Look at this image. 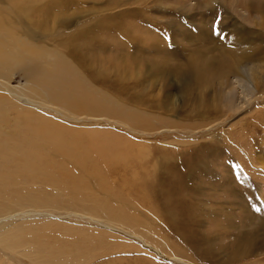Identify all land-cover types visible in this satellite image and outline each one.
<instances>
[{
    "label": "rangeland",
    "instance_id": "obj_1",
    "mask_svg": "<svg viewBox=\"0 0 264 264\" xmlns=\"http://www.w3.org/2000/svg\"><path fill=\"white\" fill-rule=\"evenodd\" d=\"M22 6L10 20L2 13L9 1L0 0L3 27L24 38L15 24L34 32V53L26 40L28 54L0 73V264H264V0H27ZM155 36L169 52L149 48ZM117 50L146 59L118 95L113 70H105L111 62L101 61ZM62 55L86 86L116 96L122 106L116 116L68 108L52 92L53 78L57 83L65 73ZM163 96L171 99L168 112L155 106ZM129 114L150 129L135 127ZM39 118L81 133L84 152L90 148L93 156L77 160L54 148L50 134L35 137ZM115 140L131 145L133 156L104 166L100 153L119 145ZM203 142L205 162L180 169H187L185 189L194 186L193 204L175 208L172 220L163 217L144 186L161 181L151 166L162 152L153 149L188 157ZM147 161L149 175L141 176ZM205 179L228 191H199ZM244 241L254 245L242 256L235 249L243 250Z\"/></svg>",
    "mask_w": 264,
    "mask_h": 264
},
{
    "label": "bare ground",
    "instance_id": "obj_2",
    "mask_svg": "<svg viewBox=\"0 0 264 264\" xmlns=\"http://www.w3.org/2000/svg\"><path fill=\"white\" fill-rule=\"evenodd\" d=\"M9 1V8H4V10L2 11L3 15L6 16L7 18H9L10 20H14L16 18V12L13 10H22V4H25V2L27 0H7ZM250 3V2H249ZM250 7L252 8V5H250ZM211 8V7H209ZM253 8H256V7H253ZM259 9V8H258ZM211 10V9H210ZM261 10V9H260ZM163 11H165V9H163ZM209 11V9H208ZM217 12V11H216ZM23 13V12H22ZM215 13V12H214ZM211 14V13H210ZM204 15V14H203ZM215 15V14H214ZM28 16V15H27ZM18 17V16H17ZM25 17V15H24ZM44 17V16H42ZM45 20V19H44ZM45 23V22H44ZM199 25V24H198ZM16 26V29L20 30L22 29V32L26 33V35H29V37L31 36L29 33H34L31 29L29 30L28 28L24 29L23 24L21 23H17L15 24ZM28 26V25H26ZM201 26V24H200ZM204 27V25H202ZM208 26V25H207ZM198 28H201L198 26ZM210 28V27H209ZM203 29L201 28V31ZM208 30V29H207ZM212 30V29H210ZM182 31V30H181ZM185 31V29H184ZM206 32V30H204ZM203 31V32H204ZM209 31V30H208ZM183 32V31H182ZM202 32V33H203ZM210 33V32H209ZM191 34V33H189ZM204 34V33H203ZM207 34V33H206ZM213 34V33H212ZM80 35V34H78ZM198 35V34H197ZM211 35V33H210ZM193 36V34L191 35ZM209 36V35H208ZM29 37L27 36V38H24V37H21L19 36L18 34H14L12 33L9 29L3 27L1 24H0V73L2 70H8V68H10V66H12L14 64V66H16V64H18V62L21 60V58L24 56V54H28L27 51L25 52H22V49L24 48V46H26V40L30 41V51L32 53H34V51L31 49V41H32V38L29 39ZM78 37V36H77ZM184 37V36H183ZM194 37V36H193ZM218 37V36H217ZM136 38V37H135ZM155 37H153L152 39L153 40H149L147 43L149 48H154L155 49H160L161 50V53H164V52H169L166 47H162L157 41L158 39H155ZM186 38V36H185ZM200 38V37H198ZM206 38V37H205ZM222 38V37H221ZM191 39V38H190ZM195 39V38H194ZM197 39V37H196ZM195 39V40H196ZM201 39V38H200ZM214 39V37H213ZM141 40V39H140ZM143 40V39H142ZM141 40V41H142ZM188 40V39H187ZM186 40V41H187ZM199 40V39H198ZM197 40V41H198ZM202 40V39H201ZM211 39H209L210 41ZM216 40V39H215ZM4 41H8V42H11V43H14V44H18V45H21L23 46L22 48H17V49H14V50H11L9 52H4L2 50V47L1 45H3ZM127 42H129V45L132 44V39L129 38L126 40ZM218 41V40H217ZM136 42V40H135ZM200 42V41H199ZM140 43V42H139ZM206 43V42H205ZM215 43V42H214ZM221 43V42H220ZM135 44V43H134ZM195 44V43H193ZM192 44V45H193ZM197 44V43H196ZM195 44V45H196ZM208 43L204 44L207 46ZM211 44V42L209 43ZM76 45V44H75ZM140 45V44H139ZM137 44V47H147V46H144L142 44V46H139ZM39 45H34V47H38ZM77 46V45H76ZM131 46V45H130ZM209 46V45H208ZM216 46V45H215ZM210 47V46H209ZM222 47V46H221ZM75 48V47H74ZM201 49V47H199ZM205 48V47H204ZM212 48V47H211ZM79 48H75L73 52H78V53H81L79 52L80 50H78ZM164 49V50H163ZM193 49V48H192ZM195 49V48H194ZM203 49V48H202ZM218 49V48H217ZM197 50V49H196ZM209 50V49H208ZM86 51V50H85ZM118 51V52H117ZM115 54H113V56H108V57H105L103 58V60H101L102 62H106L108 60H110L111 62V65H110V68L108 69H105L106 71H110V70H113V75L116 76V79L112 82V84H114V92L117 94L119 93L120 90H126L127 92V88L125 87V80H128L130 78H133L134 75H136V71H135V67L136 66H139L140 64L142 65V62H144V60L146 61V59H143L142 62H141V59L140 57H138L137 54H126L123 50H117ZM156 51V50H155ZM199 51V50H198ZM213 51V50H212ZM195 52V50H194ZM148 53V52H147ZM158 53V52H157ZM84 54V53H83ZM90 54V53H89ZM160 55V53H158ZM201 54V53H200ZM66 55V53H65ZM93 55V54H92ZM140 55V54H139ZM143 55V54H142ZM148 55V54H147ZM151 55V54H150ZM167 55V54H166ZM205 55V54H204ZM63 56V55H62ZM91 56V55H88V57ZM67 57V56H66ZM85 57V56H84ZM96 57V56H95ZM101 57V56H100ZM149 57V56H148ZM155 57V56H154ZM192 57V56H191ZM90 58V57H89ZM88 58V59H89ZM92 58V57H91ZM98 58V56L96 57ZM144 58V57H143ZM197 59V57H194ZM61 59L63 60L62 61V64H61V68L63 70V72H65L64 74H62V76H60V79L57 81L56 83V79L53 78V82L54 84H50V87L52 88H55V90L52 89V92L55 93L56 96H58L59 98L63 99L65 102H62V103H65L66 106H70L68 108H78V109H84V111H90L92 112L94 115H98V116H111V115H107V113H112V116H116L117 112L116 110L118 109V107H122L116 100V96L114 97L113 95L111 94H108L106 93L103 89H94L93 87L91 86H86L88 84V81L85 82L87 84L84 83V81L86 80H82V75L80 73V71L75 67V65H72L70 62L69 59H65V57H61ZM72 59V58H71ZM150 59H151V56H150ZM153 59V58H152ZM156 59V58H155ZM154 59V60H155ZM205 59V58H204ZM90 60V59H89ZM93 60V58H92ZM95 60V59H94ZM158 60V59H157ZM161 60V59H159ZM83 61V60H82ZM91 61V60H90ZM96 61V60H95ZM99 61V58L98 60ZM150 61V60H149ZM202 61V59H201ZM204 61V60H203ZM218 61V60H217ZM109 62V61H108ZM152 62V61H151ZM150 62V63H151ZM140 63V64H139ZM146 63V62H145ZM149 63V62H147ZM149 63V64H150ZM159 63V61H158ZM163 63V62H162ZM161 63V64H162ZM221 63V62H220ZM96 64V63H95ZM103 64V63H101ZM138 64V65H137ZM155 64V62H154ZM153 64V65H154ZM191 64V63H190ZM94 65V64H93ZM148 65V64H147ZM152 65V67H154ZM210 65V64H209ZM88 66V65H87ZM92 66V65H91ZM146 66V65H145ZM176 66V65H175ZM212 66V65H211ZM209 66V67H211ZM222 66H225V65H222ZM173 67V66H172ZM213 67V66H212ZM88 68V67H87ZM131 68V70H130ZM138 68V67H137ZM143 68H144V63H143ZM151 69V68H149ZM147 70V72L149 73L150 70ZM154 69V68H153ZM158 69H162L161 67L158 68L157 67V70ZM175 69V68H174ZM195 69V68H194ZM211 69V68H210ZM213 69V68H212ZM137 70V69H136ZM139 70V69H138ZM144 70V69H143ZM156 70V71H157ZM178 70V68H177ZM107 71V72H108ZM161 71V70H159ZM207 71V70H206ZM224 71V69H223ZM105 72V73H107ZM153 72V71H152ZM156 73V72H155ZM178 73V72H177ZM182 73V72H181ZM205 73V72H204ZM229 73V72H228ZM228 73L226 72V74L228 75ZM54 74V73H53ZM109 74V72H108ZM163 74V73H162ZM165 74V72H164ZM222 75V74H221ZM84 76V75H83ZM113 76V77H114ZM158 76H163V75H160L158 74ZM181 75H179L178 78H181L180 77ZM205 76V75H204ZM82 77V78H81ZM96 77V76H95ZM103 77L104 79H106L107 81H112V79L108 76H106L105 74H103ZM112 77V78H113ZM154 77V76H153ZM150 78V77H149ZM184 78V77H183ZM182 78V79H183ZM114 79V78H113ZM146 79V78H145ZM159 79V78H157ZM156 79V80H157ZM136 80V79H135ZM151 80V79H150ZM60 81V82H59ZM101 81V80H100ZM143 81V80H142ZM142 81H141V85H142ZM138 81H136L137 83ZM49 83L50 81L48 82H45L43 81V84H45V86H49ZM235 83H237V85L239 86L241 92L243 94H245V96H249L247 95V93H244V90H243V85L241 83V79H238L236 78L235 79ZM134 85V83H132ZM127 86V85H126ZM129 86V85H128ZM117 87V89H116ZM93 89V90H92ZM106 90V89H105ZM118 95V94H117ZM135 95L133 96H126V99L127 100H130V101H134L136 100V98L134 97ZM138 96V95H136ZM164 97V96H163ZM142 98V97H141ZM186 98V97H185ZM2 94L0 93V101L2 100ZM188 99V98H186ZM171 100L168 96L164 97L163 100H159L155 106L159 109L161 108H165L164 111L168 112L170 111V107H169V104L171 105ZM58 101V100H57ZM187 101V100H186ZM58 102H61V101H58ZM150 104V103H149ZM146 106V105H145ZM167 107V108H166ZM173 107V105H172ZM146 109V108H145ZM162 109V110H163ZM148 110V109H147ZM172 110V109H171ZM174 110V109H173ZM145 112V111H144ZM199 111L195 110V113H198ZM152 113V112H151ZM147 114V113H145ZM149 114V113H148ZM23 115V114H22ZM150 115V114H149ZM148 115V116H149ZM24 116V115H23ZM130 120L133 121L136 126L135 127H138L140 129H144V130H147V129H150L149 127L151 126L150 123L148 122L147 124L143 121L142 118L138 117V118H135L134 116H132L131 114L128 115ZM151 116V115H150ZM21 118V116H20ZM40 119V120H39ZM37 119V125H34L32 126L31 130L32 132H35V137H39L42 133H47V134H50L48 135L49 138L52 140V146L56 149H60V150H63L64 153H67L68 155H74V157L77 159V160H84V158L88 157V156H93V154H89L88 152L89 151H92L90 148L87 149L89 151H86L84 152L86 149L84 148V146L86 147V145L83 143V140L81 138V133L79 134L78 132H73V131H67L65 129H63L62 127H60L58 125V123H54L53 121H50V120H44V119H41L39 118ZM173 126V125H172ZM195 126V125H194ZM99 134V133H97ZM96 134V135H97ZM45 135V134H44ZM101 137V136H100ZM106 137V136H104ZM40 138V137H39ZM38 138V139H39ZM93 138V137H92ZM41 139V138H40ZM87 140V139H86ZM100 140V139H99ZM104 140V139H103ZM117 140V139H116ZM115 140V141H116ZM96 141V140H95ZM93 142V141H92ZM103 143V142H102ZM116 143H118L116 141ZM119 144V143H118ZM89 145V144H88ZM106 145V144H105ZM94 146V145H93ZM102 146V145H101ZM106 147V146H105ZM108 148V147H107ZM109 152L107 153H103L101 152L100 153V159L103 160L102 163L104 166H107L104 162V161H108V160H112V159H116L119 161V163L121 164V161H120V158L121 157H131L133 156L131 151L133 150V147L131 145H128L125 141H123L122 143H120L119 145H115L113 147H110L109 145ZM205 148H206V143H201L199 144L198 146H193L192 149L190 150V152L188 153V157H185L182 153L178 154V152L176 150H173V151H169L168 152V148H162L160 146V148H154L153 150H155V152H152L153 153H158V152H162V155L161 156H158V160L154 161L153 162V165L151 166V169L153 171L154 174H157V177L161 179V181H159V183H156L154 185H147L146 184L144 185L145 186V190H147V193L148 191H150L153 196L156 198V201L154 200V202L156 203V205H158L160 208H163L162 211H165L166 213H163V217H167L169 218L170 220H172V212L173 213H178L176 211L175 208L177 207H185L186 209L188 207L191 206L192 201H191V196H192V191L194 186L192 185H189V190H186L185 189V186H187L186 184V173H187V169L189 168L190 169V166L193 164L194 166L191 167L194 168L195 166H201L202 163L205 162L206 158L208 157V155H206V151H205ZM198 150L200 153L196 156V158L190 156L189 157V154L191 155L192 151L194 150ZM54 150V149H53ZM104 150V149H102ZM60 152V151H59ZM77 152H84L83 154H81V156H76V153ZM93 152V151H92ZM97 152V151H96ZM166 152L170 153V155L168 156V154L166 155ZM187 152V151H186ZM212 152V151H211ZM62 153V152H61ZM63 153V154H64ZM85 153H87L88 156H83ZM99 153V152H97ZM79 154V153H78ZM114 154V155H113ZM59 155V154H58ZM150 155V154H149ZM215 155V154H214ZM45 156V155H44ZM61 156V155H59ZM83 156V157H82ZM105 157L104 159L102 158ZM184 156V157H183ZM218 156V155H217ZM219 157V156H218ZM90 158V157H89ZM210 158V157H209ZM185 159V160H183ZM191 160L190 163L188 162V160ZM115 160V161H116ZM223 160V159H221ZM114 162V161H113ZM226 162V161H225ZM208 163V162H207ZM80 164H83V163H80ZM100 165H102L100 162H99ZM118 164V162H117ZM190 164V165H188ZM101 166L102 168L104 166ZM109 165V163H108ZM185 165H188L187 166V169L185 172L181 171L180 169L183 170V168L185 167ZM149 161H147L146 163V170H141L138 174L141 175V176H146V175H149L148 174V169H149ZM156 166V167H155ZM97 167V164L96 166L94 167V172H95V169ZM204 170L205 172H208L206 170V165H204ZM99 168V167H98ZM200 168V167H199ZM198 168V169H199ZM211 168V167H210ZM211 170V169H210ZM213 170V169H212ZM102 171V170H101ZM199 172V171H198ZM204 172V171H203ZM204 172V174H205ZM211 172V171H210ZM68 174V173H67ZM65 174V175H67ZM101 176H104L103 173H100ZM99 174V175H100ZM198 174H201L200 172ZM209 174V173H208ZM48 175V174H47ZM54 175V174H52ZM97 175V174H95ZM189 175L190 172H189ZM207 175V173H206ZM49 176V175H48ZM54 176H57V175H54ZM59 176V175H58ZM101 176H99L100 178H102ZM212 173H211V176H209L210 178H213L212 177ZM52 177V176H51ZM198 177V176H197ZM201 177V176H200ZM198 177V178H200ZM223 177V176H222ZM226 177V176H225ZM59 178V177H58ZM224 178V177H223ZM103 179V178H102ZM215 179V178H214ZM158 180V179H157ZM206 180V179H205ZM208 180H213V179H208ZM202 181L203 184H201V186H198L200 187L199 188V191L206 188V189H211V190H217L218 187L220 188V190L222 188H227V191H228V187H222V185H217V184H214V182H210V181ZM220 180V179H219ZM215 181V180H213ZM221 181V180H220ZM219 181V183H220ZM194 183V182H193ZM218 183V182H217ZM218 183V184H219ZM191 184V183H190ZM228 184V183H227ZM197 187V188H198ZM81 192V191H80ZM195 198V197H193ZM199 201V200H198ZM197 204V203H196ZM198 205V204H197ZM193 208V207H192ZM181 209V208H180ZM179 209V210H180ZM196 209V208H195ZM194 209V210H195ZM197 210V209H196ZM203 211V210H202ZM200 212V211H199ZM191 213V212H190ZM193 213V212H192ZM182 214V213H181ZM248 214V213H247ZM162 215V214H161ZM177 215V214H175ZM174 216V215H173ZM180 216V215H179ZM177 218V217H176ZM184 218V217H183ZM187 218V217H186ZM164 219V218H163ZM180 219V218H179ZM243 219V218H242ZM178 221V220H177ZM179 222V221H178ZM176 223V222H175ZM262 225V224H261ZM187 226V225H186ZM210 237V236H209ZM242 238V237H241ZM188 240V239H187ZM250 240V239H249ZM193 241V240H192ZM244 246H243V250H238L237 248L235 250H237V252L239 253V255H244L245 252H250L252 250L251 246H253L254 244H252V242L250 241H244ZM240 243V242H239ZM242 243V242H241ZM194 244V243H193ZM197 245V244H196ZM195 245V246H196ZM178 246V245H177ZM254 248V247H253ZM194 250V249H193ZM215 251L213 252H209V254L207 255L208 252H205L206 256L209 257L213 255ZM215 255V254H214ZM234 255H237L235 252H234ZM210 258V257H209Z\"/></svg>",
    "mask_w": 264,
    "mask_h": 264
}]
</instances>
